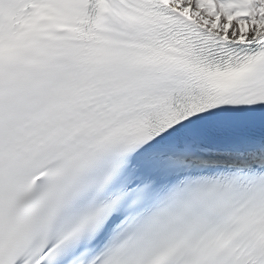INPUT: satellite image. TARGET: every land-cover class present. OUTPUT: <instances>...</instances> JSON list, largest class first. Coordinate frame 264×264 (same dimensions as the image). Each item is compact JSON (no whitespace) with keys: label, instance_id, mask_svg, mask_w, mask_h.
Masks as SVG:
<instances>
[{"label":"snow or ice","instance_id":"6c2138e0","mask_svg":"<svg viewBox=\"0 0 264 264\" xmlns=\"http://www.w3.org/2000/svg\"><path fill=\"white\" fill-rule=\"evenodd\" d=\"M0 264H264V0H0Z\"/></svg>","mask_w":264,"mask_h":264}]
</instances>
